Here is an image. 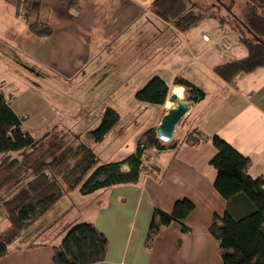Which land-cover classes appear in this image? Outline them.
Wrapping results in <instances>:
<instances>
[{"label": "crops", "instance_id": "0c3cea01", "mask_svg": "<svg viewBox=\"0 0 264 264\" xmlns=\"http://www.w3.org/2000/svg\"><path fill=\"white\" fill-rule=\"evenodd\" d=\"M32 1L29 22L47 24L52 28L51 35H34L23 18L14 14L17 0H0V88L10 96L12 109L27 116L26 123L41 126L51 111L37 88L15 90L17 85L8 78L10 65L32 67L40 87L60 81L75 83L84 91L93 78L104 74L100 69L112 66L116 51L121 50L126 57L130 51L135 54V62L129 56L119 65L136 69L130 75L137 73L140 85L159 76L181 99L180 85L172 84L180 75L203 92L195 102L187 101L190 108L179 122V132L171 142L164 143L154 160L151 167L158 174H141L136 185L92 193L70 191L60 198L62 236L72 222H92L108 239L105 260L93 264H222L217 242L208 232L213 214L221 216L225 209L224 199L212 185L215 171L209 161L216 150L208 138L217 135L250 157L249 174L264 178V67L231 80L221 78L213 70L215 65L245 55L240 47L230 51L232 41L221 31L223 26L213 33L193 28L180 31L150 10L152 0ZM204 34L210 39L206 40ZM222 36L229 38L230 45L218 53L212 42ZM18 94H24V105L17 103ZM76 96L82 103L91 94L82 95L80 91ZM168 103L153 104L158 119L175 105ZM193 129L204 138L201 143H177ZM120 168L128 171L129 165L124 163ZM183 198L195 205L184 221L189 231H182L178 222L161 226L147 247L153 209L170 213L174 202ZM55 204L27 230L36 227L44 233L53 227L59 217L50 226L45 225ZM58 242L26 239L10 246L0 264H52V245Z\"/></svg>", "mask_w": 264, "mask_h": 264}, {"label": "trees", "instance_id": "16d2710c", "mask_svg": "<svg viewBox=\"0 0 264 264\" xmlns=\"http://www.w3.org/2000/svg\"><path fill=\"white\" fill-rule=\"evenodd\" d=\"M216 1L222 3L224 0ZM256 1L264 4V0ZM32 2L17 0L15 16L22 17L34 35H51L52 28L47 24L29 22ZM149 8L183 32L198 26L209 16L189 10L185 0H152ZM243 19V25L251 35L250 38H239L246 54L213 67L214 72L225 80L264 67V14L257 11L256 4L246 3ZM172 84L183 86L186 101L190 103L203 94L180 75L173 78ZM169 93V85L161 77L153 76L135 92V98L162 105ZM9 99L10 96L0 88V203L8 221V227L0 232V258L63 195L74 190L92 193L118 185H136L141 181L143 153L152 147H165L157 138L155 127L150 128L138 137L133 153L121 160L98 164L93 143L102 142L115 127L119 119L117 110L105 108L99 125L88 132L93 137L92 142L64 147L55 139L57 133H63L57 126L34 137L26 127L27 116L17 114ZM203 140L198 129H193L176 141L198 145ZM208 140L216 150L209 161L215 171L212 185L225 201L223 214H213L208 232L217 242L222 264H264V178L249 174L250 157L242 155L217 135ZM51 141L54 142L49 145ZM60 154L64 157L58 163ZM47 158H53L50 172H40L24 182L29 171ZM124 163L129 165L128 171L121 170ZM155 171V167L150 166L149 173L158 174ZM194 208L195 205L186 198L176 200L170 213L154 208L145 245L150 247L160 227L172 222H178L182 231H189L184 221ZM107 249L108 239L92 222H72L64 229L61 240L52 245L51 261L52 264H93L105 260Z\"/></svg>", "mask_w": 264, "mask_h": 264}, {"label": "rangeland", "instance_id": "374dc122", "mask_svg": "<svg viewBox=\"0 0 264 264\" xmlns=\"http://www.w3.org/2000/svg\"><path fill=\"white\" fill-rule=\"evenodd\" d=\"M185 2L189 10L195 13L209 15L193 29L213 33L218 31L220 26H223L221 31L225 34L227 33L232 41L230 51L240 47L246 54L245 48L239 38H250L251 35L243 25V7L246 3H253L257 5V11L264 14V4H259L256 0H224L222 3L216 0H185ZM127 52V57L130 56L129 59L135 62V54L130 51ZM227 54L223 55V58H226ZM235 56L238 58V55ZM241 56H239V58ZM127 57L121 50L116 51L112 58V66L100 69L99 72L101 73V71L104 70V74L102 73V76L93 78L92 83L87 85L84 91L82 86H80L81 89H79L75 83L60 84V81L49 82L40 87L37 83L36 76H34L35 74H32V67L21 63L20 65L18 64L19 66L10 65L7 71L8 78L17 85L15 90L28 87L37 88V90H40V94L51 111L48 120L41 126H34L33 124L26 123L28 130H30L34 137H40L47 131H50L54 126H57V129L62 130L63 133L61 135L57 133L55 139L61 141L64 147L77 146L81 142H92L93 137L88 134V132L99 125L105 108L112 107L117 110L119 114L117 124L106 135L102 142L93 143L92 146L98 164L116 161L133 153L135 151L137 138L146 130L156 127L160 119H158L157 108L153 104L141 102L135 98V92L145 83L143 85L137 83V73L132 76L130 75L131 71L133 72L136 69L132 70V68L128 69L119 65L120 61ZM21 66L24 67L21 68ZM147 66L148 65L145 64L146 69ZM11 86H13V84ZM178 87L181 89L179 91V93L182 94L181 100L186 101L183 88L181 86ZM12 88H14V86ZM169 89L170 95L173 86L169 87ZM114 90L115 92H113ZM80 91H82V95L86 93L91 94V96L82 103L76 96ZM18 96L17 103L24 105L23 99L21 98L22 96L19 94ZM166 103L169 104L168 99H166ZM78 108L82 109L77 110ZM71 109L73 110L71 111ZM164 109H166L165 106H163V110ZM179 130L178 123L173 137H175ZM53 142L51 141L49 145L53 144ZM162 143L161 145L164 146L166 142L162 141ZM161 150L162 149H160V151ZM63 157L64 156L60 154L56 161L60 163ZM52 162L53 158H47L45 162L29 171L24 178V182L33 178L40 172H50ZM60 205L59 199L55 206L51 208L52 210H50V214H48L51 216V219L45 226H50L49 224L53 223L56 218L60 216ZM58 219V222L44 233L43 231L41 233V229L38 231L36 227H31L29 230L24 231L19 238L11 244V247L26 239L29 241H41L45 238H49V240L58 242L62 236V223H60V217ZM7 226L8 221L0 203V232L5 230Z\"/></svg>", "mask_w": 264, "mask_h": 264}, {"label": "water", "instance_id": "95a60500", "mask_svg": "<svg viewBox=\"0 0 264 264\" xmlns=\"http://www.w3.org/2000/svg\"><path fill=\"white\" fill-rule=\"evenodd\" d=\"M166 99L176 104L168 108L161 116L159 123L155 127V132L158 139L167 143L172 141L178 123L190 107L187 101L179 100L175 93H171Z\"/></svg>", "mask_w": 264, "mask_h": 264}, {"label": "built area", "instance_id": "2783aa9c", "mask_svg": "<svg viewBox=\"0 0 264 264\" xmlns=\"http://www.w3.org/2000/svg\"><path fill=\"white\" fill-rule=\"evenodd\" d=\"M204 38L206 40L210 39L208 34H204ZM230 45V40L226 36H222L219 39L212 42L213 49L218 52L222 53L228 49ZM160 149L157 147H152L149 151H146L142 155V161L140 165L141 174L147 175L149 174V168L152 166L154 160L158 156Z\"/></svg>", "mask_w": 264, "mask_h": 264}, {"label": "bare ground", "instance_id": "6f19581e", "mask_svg": "<svg viewBox=\"0 0 264 264\" xmlns=\"http://www.w3.org/2000/svg\"><path fill=\"white\" fill-rule=\"evenodd\" d=\"M171 93H175L177 95V98H178V93L176 91H172ZM179 100H181V99H179Z\"/></svg>", "mask_w": 264, "mask_h": 264}]
</instances>
